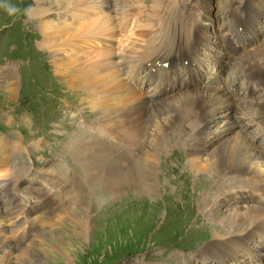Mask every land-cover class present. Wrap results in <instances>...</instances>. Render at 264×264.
Segmentation results:
<instances>
[{"label": "rangeland", "instance_id": "374dc122", "mask_svg": "<svg viewBox=\"0 0 264 264\" xmlns=\"http://www.w3.org/2000/svg\"><path fill=\"white\" fill-rule=\"evenodd\" d=\"M162 1L169 4V1L173 3L174 0H161V2ZM184 1L187 3L188 0ZM243 1L244 0H199L198 10L201 9V15L198 16V18L200 21H203L201 24L205 26L204 28L206 30L209 23H205H213L212 28L215 29L213 31L216 33L220 30L221 25L227 24V13L229 16L231 15L230 9L228 10L231 3L234 2L235 4H239V7L244 3L248 9L251 8L254 10L256 6L263 9L261 13H256L258 17L252 21L254 27H257L258 23L262 26L264 23V0H251L250 3ZM10 2L17 5L19 4L18 6L22 8H27L29 6L33 8L36 7L35 0H10ZM158 2L161 3L160 0H137L138 4L136 5L141 8H137L130 13H140L139 17H135V20H146L145 24L147 25V30H150V28L152 29V26H156V24L163 26L167 18L169 7L165 10V17L163 12L157 10L159 9L158 6L153 7V5L159 4ZM180 2L181 0H175V6H173L170 11L175 12ZM201 5L204 7L203 9ZM164 8L165 4L161 3L160 9ZM207 10H209L208 15ZM184 12L187 15L191 14L193 12L192 6L184 8ZM248 12L249 11L244 12L243 16L245 18L248 17ZM250 19L252 20V16H250ZM34 20L33 18L28 19L25 16H21L18 20L13 22L3 10H0V140H3L6 145L9 173H17V177L12 178V181H7L0 189V199L4 200L5 204V206L1 208L5 220L1 222L0 227L6 229V239H11L12 243L17 245L25 244V242L29 240L26 244L28 245V248H26L27 250H40L46 255L45 258L39 257L37 260L33 259V262L30 264H50L51 258L55 256H57L59 260L61 259L56 248L58 243L53 241V245L50 247L51 241L49 239V245L46 242L47 240L40 242V234H44L43 237H46L48 232H53L56 234L55 238H60V241H79L77 239L78 237L75 235L74 227L64 220L59 224L58 218L65 212H72L74 209H77L78 213L82 211L83 208L86 209V207L83 206H89L94 213L91 221H89L91 232L87 237L85 246H83L84 249L82 248L83 251H80L77 257H73L74 259L72 258V262L75 264H178L181 260L184 262L186 261L185 259L189 258H193L196 263H200V258L205 261L209 258H214L213 253H216L218 250L211 251V245L213 244L211 239V228L217 227L215 223H219V221L209 217L206 212H208L210 208H213L212 206L213 202L216 200L215 198L217 197V204H225L226 208H228V211L231 213L239 214L242 212L240 215H244L247 211L258 207L252 206L242 208L241 206H237V204H231V202L233 203L234 201L230 193L240 189V183H238L240 180L235 179L237 176H230V174H227L226 177H229L225 180L227 183L223 185L221 190L217 189L218 191L215 189V187H218L216 185L218 181L212 179L211 181H206V183L203 179V176L206 174L204 175L203 173L192 174L189 172L188 174L186 172L183 174V177L188 179L181 180L180 183H178L177 180L175 181L174 179L181 173L182 168L179 170L177 169L175 175L172 176V174L168 172L169 167H174L179 161H182L183 167L188 166V157L186 152L181 154L171 152V145L163 149V143L158 144L159 148L157 146V149L161 152L155 153V160L152 164L153 172L151 173L152 176L150 180L148 179L142 184L135 176L126 173L129 167L131 168L133 165V160L130 159L132 154L131 150L125 147L126 151L121 152L120 147L117 146V142L113 140L102 127L98 130L102 132L103 129L105 133L102 132V134H99L95 132L96 130L93 129L94 127L91 124L95 118L94 114L99 120V114L96 111L95 105H92L88 97L85 96L79 85V78L75 72L71 73L75 75V80L72 82V79L70 80V72L68 73L64 70L57 74L53 69L48 54V48V51H43V54L39 53V35L42 34V29L39 27L41 24ZM88 20H92V18L79 20V23L81 26L84 25L86 29H91L97 22L91 24L87 22ZM83 21L84 23H82ZM147 21H149V24H147ZM6 24L8 25L7 27L4 26ZM240 24L242 23H236L237 26ZM150 25L152 26L150 27ZM177 25L181 26V24ZM263 30L264 25L263 28L258 30L254 35H252L251 32H246V35L251 38V41L245 45L246 51H243V57L256 56L255 60L261 62L262 65H264V63H262L264 60V51L261 54H255L256 50L258 51L264 46ZM259 31L261 32L260 34ZM81 32L82 31H80V33ZM161 32L162 30H158L154 27L152 32L149 31V36L154 35V33L161 34ZM84 33L83 31L82 36H86ZM210 36L216 37L217 41L220 40L221 50L228 51V49H230L227 41L222 44L221 35L210 34ZM238 38L243 40L242 35H238ZM64 39H69L71 43L70 45L66 44L68 47L65 49V55L67 56H72L74 54L81 55L89 51L87 46L80 47L77 50L79 47L78 41L82 39L74 40L72 37H65ZM230 39L229 37L228 40ZM111 44L113 45H109L108 47L103 46L104 44L100 45V43L96 45L104 51H108L109 48V51H111L112 48H115L116 42ZM87 45L93 44L89 42ZM43 46L45 45L43 44ZM227 56L229 57V55ZM111 60L113 61V58H111ZM181 61L184 60L182 59ZM153 63L154 62L147 65L139 64L134 72L136 80L132 83L134 86L136 84L141 85L144 94L151 83H149V75L146 74L142 76V73L148 71L149 68L153 66ZM239 66V68H242V65L239 64ZM9 70L15 74V79L13 81L15 94H9L7 91V86L10 84V81L4 79V73ZM181 73L182 72L179 71L178 77L184 84V90L202 84L201 79L205 78V76L200 73V76L197 77L196 80L191 78L186 79ZM224 73H226V70H219L217 78L209 73L210 83L212 85L216 84L217 86L225 85L230 88V84L225 83L223 80L225 78L223 75ZM237 81L239 82L240 80ZM231 85H233V82ZM238 96L246 102L251 103L254 100L252 98L247 99L244 94ZM160 97H165L162 95V92L157 95V98ZM256 99L264 101V91L262 95H258L255 100ZM222 110L231 112L234 111V107L233 105H227ZM221 111H215L212 117L214 119L216 118L215 120L217 121L226 123L225 121L231 119L232 113L228 117L223 118L219 116ZM93 112L94 114H92ZM209 125H212V123H208V126ZM255 126H257V123ZM209 129L211 133L206 136L205 145L208 142L210 144L216 142L220 143L233 131H229L230 133H225L228 131L216 132L217 129L214 126H210ZM170 131L172 132L173 129L166 133V139L171 133ZM89 132L92 133L90 136L95 135L93 137H98L97 139H99L96 142L98 145L94 143L95 147L93 143H91L88 135ZM143 141L144 139H141L140 143H143ZM254 142L260 146L259 140ZM69 147H71L72 150ZM79 150H83L86 154L82 159L79 156ZM145 150L143 146V152ZM90 152H93L92 158L96 155L95 158H102L106 161L104 162L105 164L103 163L102 168L107 175L120 176L118 178L120 183L122 179L125 181L128 179L129 187L126 182H122L125 186L115 183L113 188H110L103 173L96 177L88 174L85 171L84 159H89ZM135 152L136 154H141L139 149ZM106 154L107 156H105ZM184 156H186V160H184ZM9 157L11 159H9ZM92 158L91 160H93ZM166 158L169 161L168 165L165 164ZM151 160L153 161V158ZM52 177L55 179L53 180ZM139 183L142 186L144 185V193L137 192L140 186ZM118 187L120 190H118L119 196L113 199V192L116 191ZM60 193L63 194L60 195ZM180 193L184 194L183 198L179 197ZM213 193L214 195L212 196ZM167 196H169V198H167ZM206 197H210L208 210L198 211L196 210L199 209L197 206L193 208L196 200H201ZM239 197L256 203V197H254L253 194L244 193L240 194ZM130 205H132V209L135 210L131 211L132 213L127 210V214H125V210L128 209ZM185 205H189L187 208L188 215L178 212V209H181ZM133 206L135 207L133 208ZM137 207L138 209L142 207V210L137 211ZM95 208L97 210L99 208V210L96 211ZM11 209L12 212L10 213ZM121 210H123L122 213H124L121 216L125 215V217H128L134 215L133 218H130L126 223L124 220L118 219L117 217L113 220H103L105 217H111L116 211ZM168 213L172 215L171 218L167 216ZM150 214L152 215V219L151 222H148V225L144 223V220H146ZM31 218H34V220ZM28 222L29 224L27 225ZM169 223H172V228L169 227L171 226ZM144 226L149 227L140 230ZM164 226H168L169 229H164ZM250 226L253 227L258 225ZM25 227L27 229H25ZM94 228H98V230L101 228V231H94ZM237 228L240 229L227 231L224 238L228 239L231 236V232H233L232 234L234 235L231 236L232 238H240L247 235L250 230L249 226L240 225ZM257 237H259V235H254L252 240L257 241ZM98 239L99 241L96 242ZM236 242L238 241L234 239L232 243L223 245L220 251L234 252V243ZM254 248L258 249L264 261V240L255 243ZM8 250L9 247L6 252L0 254V262L4 256H7L8 264H24L17 259L14 248L11 249V251ZM229 256L230 255H227V257ZM222 263L223 261L219 263L211 262L209 264Z\"/></svg>", "mask_w": 264, "mask_h": 264}, {"label": "bare ground", "instance_id": "6f19581e", "mask_svg": "<svg viewBox=\"0 0 264 264\" xmlns=\"http://www.w3.org/2000/svg\"><path fill=\"white\" fill-rule=\"evenodd\" d=\"M35 2L36 7H34L35 9L33 13V19L41 24L39 27L42 29V34L39 35V53L43 54V51H48L47 48L49 49L48 54L52 62L51 65L57 74L65 70L68 73L70 72V74L75 72V74L78 76L80 87L82 88L85 96L88 97L90 103L95 105L96 111L99 114L98 120L94 112L92 113L94 114L95 118L91 124L94 127L93 129L96 130L95 132L102 134V132L105 130L106 133L117 142V146L120 147L121 152L126 151V148H129L132 152L130 159L133 160V165L131 168L129 167L130 170L128 169L126 173L131 174V176H135L142 184H144L146 180H150L152 176L151 173L153 172L152 164L155 160V153L161 152L159 149H157V146L158 144L163 143V149L166 147L168 148V146L171 145V152L177 154L186 152L188 157V166L183 167L182 161H179L174 167H169L168 172L171 173L172 176L175 175L177 169L179 170L182 168L181 173H179L177 178L174 179L175 181L177 180L178 183H180L181 180L188 179L183 177L184 173L187 172L189 174V172H191L192 174H206L203 176L205 182L211 181L212 179L217 180L218 183L216 185L218 187L213 186L216 190H221L223 185L227 183L225 180L229 177L224 178V176L227 174H230V176L242 177V180H248L252 183H254V178H258L264 184V147L261 144L263 143V140H261L260 146L254 142L257 140L260 142V139L264 137V101L254 99L251 104L250 102H246L241 99L238 95L232 97L230 94L232 91L230 92L229 87H226L225 85H212L209 80V73L210 75L212 74L217 78L219 67L216 64L219 62V58L225 54L229 55L231 59L235 58L232 62V65L235 66V69L233 70L235 75L232 82L251 78H256L259 82L264 81V65H262L261 62L255 60L256 56L243 57V51L239 55L236 54V49L231 39L227 42L230 49H228V51L223 49L221 50L220 40L217 41L216 37L210 36L207 30L203 28L205 31L198 42L199 44L193 48V51H181L178 55V58L174 59L173 62L177 63L182 59L187 61L188 66L186 68H182L181 74L186 79L191 78L196 80V78L200 76V73H202L205 76V79L209 80L207 85L204 83L198 84L195 85V87L181 91L174 95L154 99L153 94L155 93V89L149 90L147 88L146 93L144 94L141 85L136 84L134 86L132 83L136 80V77L134 76L135 69L139 64L147 65L152 62L160 63L164 60V56L162 55L168 50L177 51L179 46L176 47L174 45L173 38L170 34L175 33V30L180 29L182 22L177 23L181 24V26L176 24L171 27L167 24L166 18L163 26L158 24L154 26L158 30H162L161 34L154 33V35L149 36V31L152 32V29L147 30V25L145 24L146 20H135V17H139L140 13H126L124 15L119 13L131 8H141L136 5L138 4L137 0H117L115 4H113V0H35ZM201 8L203 9L204 7L201 5ZM251 10L255 11L256 13H261L263 9L259 6H256V9ZM208 14L209 10H207V15ZM256 17L252 16V21L256 19ZM89 18H92V20H88V23H97L91 29H86L84 25L81 26L79 20H85ZM82 23H84V21ZM147 24H149V21H147ZM195 25L196 23L194 26ZM80 31L82 32L80 33ZM83 31L85 32L84 34L86 36H82ZM180 35L181 32L179 36ZM221 36L222 44H224L226 39L223 35ZM65 37H72L74 40L82 39L78 41L79 47L77 50L80 47L87 46L89 51L81 55H65V49L68 47L67 45L71 44L69 39H64ZM112 41L116 42V46L115 48L111 47V51H109L110 48L108 51H104L96 45L99 43L100 45L111 44L113 43ZM89 42L93 45H87ZM146 42L149 43V46L146 45ZM179 42H181L180 39ZM43 44L45 46H43ZM142 46H145V48L142 49ZM263 51L264 46L263 48L261 47L260 50H256L255 55L259 53L261 54ZM111 58H113V61ZM195 63L197 64V67H194L195 72L193 71L194 74L191 76L189 75V70H191V66H193ZM262 63H264V60ZM239 64L242 65V68H239ZM4 79L10 81V84L7 86V91L9 94H15L13 83L15 74L11 70L6 71L4 73ZM71 79L72 82H74L75 75L71 74L70 80ZM227 105H233L234 111L225 112L222 110ZM217 110H222L219 116L223 118L228 117L232 113L231 119L225 121L226 123L215 120L216 118L214 119L212 115ZM210 122L212 125L208 126V123ZM253 123H255V125L257 123V126H254L258 131L254 130V127L250 126ZM210 126H214L217 129L216 132L228 131L225 133H230L231 130L233 131L232 133L228 134L226 138L220 143L216 142L210 144L208 142L205 145V138L211 133L209 129ZM101 127L104 129H102V132L98 130ZM171 129H173V131H170L171 133L166 139V133ZM247 130H249L248 134H245V131ZM258 132L260 135H258ZM91 134L92 133L90 132L88 133L91 143H93V146L95 147L94 143L98 145L96 142L99 139H97L98 137H93L95 135L90 136ZM141 139H144L143 143H140ZM5 146L6 145L3 140H0V189L6 184L7 181L17 177V173H9L7 163L8 157L6 155L7 150ZM143 146L146 149L144 152ZM69 148L72 150L71 147ZM137 149H139L141 154H136L135 151H137ZM85 155L86 154L83 152V150L79 152L81 159L84 158ZM92 155L93 152L90 154L89 159H84V167L86 168L85 171L88 174L96 177L103 173L110 188H113L115 183L122 184V182H126L127 185L129 184L128 179L126 181L122 179V182L120 183L118 180L120 176L107 175V173L104 172L102 168L103 163L106 161H104L102 158H95L96 155L94 158H92ZM105 156H107V154ZM10 157L9 159H11ZM185 157L186 156L183 157L184 160H186ZM91 158L93 160H91ZM152 158L153 161L151 160ZM165 164H169L167 158ZM55 178H53V180ZM121 186L125 185L122 184ZM118 190L119 187L113 192V199L119 196ZM137 192L144 193V185L142 186L140 184ZM61 194L63 193H60V195ZM213 195L214 193L212 196ZM183 196V193L179 194L180 198H183ZM210 197L196 200L193 208L197 206L199 209L196 210L198 211L208 210ZM254 197H256V204H259L261 199L258 196ZM167 198H169V196H167ZM215 199L216 200L213 202L212 206L213 208H210L209 211L206 212L208 213L209 217L219 221V223H215L217 227L211 228V239L213 241V244L211 245V251H220L223 245L230 244L234 239H238L236 237H231L234 236L232 234L233 232L230 233L231 238H224V235L227 231L240 229L241 227L237 228L240 225L249 226V232L254 229L252 234H254L253 232L257 231L258 229L261 232H264V208L258 206L257 208L247 211L246 213L244 212V215H240L242 212L239 214L231 213L228 211V208H226L225 204H217V197ZM3 206H5L4 200L0 199V224L3 220H5L3 218V212H1V208ZM83 207H86L87 210L83 208L82 211L77 213V209H74L72 212H65L58 218L59 224L64 220L74 227L75 235L78 237L77 239L79 241H60V238H55L56 234L53 232H48L46 237H43L44 234H40V242L47 240L46 242L49 245L50 240V247H52L53 241L58 243L56 248L61 259L59 260L58 257L55 256L51 258L50 264H75L72 262V258L77 257L78 253L83 251V246H85L87 237L91 232L89 221H91V218L94 215L89 206ZM134 207L135 206H133V208ZM188 207L189 205H185L181 209H178V212L188 215ZM141 208L138 209L137 207L136 210L140 211L142 210ZM131 209L132 205H130V207L128 206V209H126L124 213L127 214V210H129V212L135 210ZM98 210L96 209V211ZM123 210L116 211L113 216L110 215L111 217H105L103 220H113L117 217L118 219L124 220L126 223L130 218H133L134 215H130L128 217H125V215L121 216L124 214L122 213ZM11 212L12 209L10 213ZM167 216L169 218L172 217V215L169 213ZM34 218L31 219L34 220ZM151 219L152 215L150 214V216L144 220V223L149 225L148 222H151ZM196 220L198 221L197 218ZM21 221L24 222L23 220ZM28 224L29 222L27 225ZM171 224L172 223H169V225ZM256 224L258 226H250ZM172 226L173 225L169 227L172 228ZM147 227L149 226H144L140 230ZM169 227L164 226L163 228L169 229ZM25 229L27 228L25 227ZM95 230L97 231L98 228H94V231ZM6 234V229L0 227V254L6 252L8 247V251H11V249L14 248L17 259H19L20 262H23L24 264H30L33 262V259L37 260L39 257L45 258L46 255L43 253V251H29L26 249L28 248V245L26 244L29 240L25 242V244H13L11 239H6ZM247 236L252 238L254 235L247 234ZM98 241L99 239L96 242ZM0 263L8 264V257L4 256Z\"/></svg>", "mask_w": 264, "mask_h": 264}, {"label": "clouds", "instance_id": "9594fccd", "mask_svg": "<svg viewBox=\"0 0 264 264\" xmlns=\"http://www.w3.org/2000/svg\"><path fill=\"white\" fill-rule=\"evenodd\" d=\"M0 10H3L13 22L18 20L21 16L32 19L34 13V8L32 6L21 8L17 4L10 2V0H0ZM4 26L7 27L8 25L6 24Z\"/></svg>", "mask_w": 264, "mask_h": 264}]
</instances>
